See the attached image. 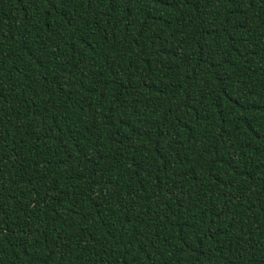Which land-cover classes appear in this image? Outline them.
<instances>
[{
  "label": "trees",
  "instance_id": "16d2710c",
  "mask_svg": "<svg viewBox=\"0 0 264 264\" xmlns=\"http://www.w3.org/2000/svg\"><path fill=\"white\" fill-rule=\"evenodd\" d=\"M0 264H264V0H0Z\"/></svg>",
  "mask_w": 264,
  "mask_h": 264
}]
</instances>
